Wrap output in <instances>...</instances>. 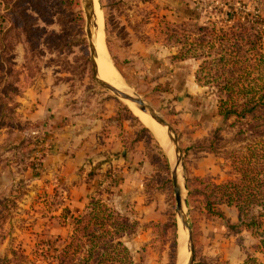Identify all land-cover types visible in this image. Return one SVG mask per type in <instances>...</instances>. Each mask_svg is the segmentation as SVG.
I'll return each mask as SVG.
<instances>
[{
    "label": "rangeland",
    "instance_id": "374dc122",
    "mask_svg": "<svg viewBox=\"0 0 264 264\" xmlns=\"http://www.w3.org/2000/svg\"><path fill=\"white\" fill-rule=\"evenodd\" d=\"M98 3L105 21L106 47L121 81L152 106L178 138L186 209L193 230V264H239L247 254L264 263V253L255 251L264 238V228L258 235L245 230L237 234L229 223L238 222L235 209L223 207L229 221L210 219L202 210L204 198L189 196V191L204 190L207 182L221 184L229 177L230 163L201 148L218 129H224L222 142H230L234 130L227 129L218 115L216 97L207 95V89L197 83L200 61L179 58L182 39L191 34L200 39L198 26L213 21L227 29L224 19L232 11L237 17L243 11L264 16V0H190L193 8L186 19L179 15L180 8H169L158 0ZM0 16L4 18L0 25V65L8 74L4 76L7 83L15 84L20 93L11 106H16L12 122L0 125V172L8 170L15 177L0 189V264H48L39 256V244L56 242L60 246L69 239L73 220L63 219L66 209L78 216L92 198H101L119 211V201L113 197L119 178L109 165L96 164L98 169L85 176L91 198L78 212L71 208L73 204L69 207L70 195L65 197L60 181L46 178L43 161L51 149L40 156L47 145L38 143L33 133L16 145L10 142L14 134L30 129L29 115L39 93L44 89L52 92L57 86L56 94L83 101L91 115L98 117L110 111L124 121L121 135L129 141L126 149L134 151L141 164L151 167L145 192L155 205L157 218L139 223L136 210L131 209L129 216L119 211L139 223L137 235L128 244L139 264H178V251L181 257L187 244L176 214L171 162L152 131L146 127L149 134L142 133L145 125L131 107L96 82L84 0H12L9 7L2 2ZM143 43L146 49L140 50ZM0 91V98H5L6 91ZM129 114L135 119H129ZM139 135L142 140L135 142ZM227 146L234 148L231 143ZM197 178L207 182L199 184Z\"/></svg>",
    "mask_w": 264,
    "mask_h": 264
},
{
    "label": "trees",
    "instance_id": "16d2710c",
    "mask_svg": "<svg viewBox=\"0 0 264 264\" xmlns=\"http://www.w3.org/2000/svg\"><path fill=\"white\" fill-rule=\"evenodd\" d=\"M0 2L9 7L12 0ZM3 20L0 16V25ZM224 23H228L227 29L213 21L198 26L200 39L193 34L182 39L179 58L200 61L197 83L207 89V95L216 97L218 115L227 129L234 130L232 140L222 142L224 129H218L204 140L201 151L223 156L235 179L216 184L197 178V183L208 185L202 191H189V196L204 198L202 210L210 219L226 220L221 206L235 207L239 223L230 224L231 229L237 234L247 230L258 235L264 228V16L243 11L237 17L232 11ZM0 68V90L6 91L5 98H0V125H4L12 122L16 106H11L20 93L15 84L7 83L4 76L8 74L2 65ZM128 118L135 119L130 114ZM117 120L123 121L119 116ZM142 133L149 134V129L143 127ZM141 140L139 135L135 142ZM229 143L234 148L228 149ZM63 219L73 220L69 239L60 246L56 242L39 244V256L48 264H139L128 244L137 235L139 223L107 201L92 198L84 213L75 216L66 209ZM260 240L255 246L257 254L264 253V238ZM242 264L264 263L247 254Z\"/></svg>",
    "mask_w": 264,
    "mask_h": 264
},
{
    "label": "crops",
    "instance_id": "0c3cea01",
    "mask_svg": "<svg viewBox=\"0 0 264 264\" xmlns=\"http://www.w3.org/2000/svg\"><path fill=\"white\" fill-rule=\"evenodd\" d=\"M158 2L169 8H180L179 15L184 19L190 17L189 14L193 8L190 0H158ZM143 44L139 45L140 50L146 49ZM56 88L58 86L54 87L52 92L50 89H44L39 93L36 106L29 115L30 129L14 134L10 142L16 145L33 133L37 136L38 143L51 148V152L43 161L46 178L53 177L60 181L61 187L65 188L63 189L65 197L66 193L70 195L69 207L73 204L71 208H76V211H79L82 206L85 207L91 198L90 190L86 189L87 184L84 183L85 176L88 172L90 174L93 173L92 170L98 169L96 164H105L109 165L119 178L116 195H113L117 202H120L117 203L116 208L128 216L131 209L136 210L135 216L138 222L142 219L156 221L155 205L148 200L145 192L146 176L152 170L150 165L147 168L145 162L141 164L136 159L134 151L126 149L129 141L121 135L124 121H118L110 111L98 117L95 114L91 115L86 105L84 107L83 101H73L71 95L67 97V94H56ZM78 104L82 107H78ZM124 151L126 155L123 158ZM229 167L231 170L228 172L229 177L226 181L235 179L230 164ZM13 178L15 177L8 170L0 172V189L5 188L6 183L7 186L10 185ZM72 179L76 180L71 181ZM52 188L54 189V186ZM223 207L235 209L238 215L235 207L222 205L221 209L224 212ZM226 220L229 221L227 215ZM229 223L233 224L230 221ZM237 223H239V217ZM242 262L243 260L239 264Z\"/></svg>",
    "mask_w": 264,
    "mask_h": 264
},
{
    "label": "water",
    "instance_id": "95a60500",
    "mask_svg": "<svg viewBox=\"0 0 264 264\" xmlns=\"http://www.w3.org/2000/svg\"><path fill=\"white\" fill-rule=\"evenodd\" d=\"M84 4H85L86 19H87L86 34H87L88 43H89L91 62L93 65V75H94L96 82L101 87L112 92L117 98H119L125 102L129 101V102L135 104L140 111L149 114L159 125L166 127L167 128V136H168L169 140L175 146L176 158H175L174 162L171 161L170 159L169 160L171 162L170 167H171L172 180H173L174 192H175L176 214H177V218L181 221L184 232L188 236L187 240L184 238V243H185V245L187 244V248H188V251L190 253V257L188 259L187 264H193L194 259H195L194 245H193V230H192L190 223H189V217H188L187 211L184 212V210H183V203H184V205L187 206V199L185 198V195H184L185 185H183L181 183V180H180V174L183 177V174H182L183 170L182 169H183L184 163H183V154H182V150H181L178 138H177L172 126L164 118H162L152 106L147 104L139 95H137L134 92L128 93V92L121 91L117 88L111 87L109 85V83L100 79L99 68L95 62L96 57H97V51H96L94 44H93V33H92L93 26H94L95 0H84ZM123 81H124V79H123ZM125 155H126V151H124L122 153V157L124 158ZM177 261L179 264L180 249L178 251V260Z\"/></svg>",
    "mask_w": 264,
    "mask_h": 264
},
{
    "label": "bare ground",
    "instance_id": "6f19581e",
    "mask_svg": "<svg viewBox=\"0 0 264 264\" xmlns=\"http://www.w3.org/2000/svg\"><path fill=\"white\" fill-rule=\"evenodd\" d=\"M93 44L97 51L96 57V64L99 68V77L100 79L109 83L111 87L117 88L124 92H132L127 86L121 81L120 75L113 66L109 51L106 47V40H105V21L104 16L102 13V9L98 3V0H95V8H94V26H93ZM118 83V84H117ZM127 105L131 107L134 114L139 118V120L145 125V127L149 128L154 136L157 138L159 143L161 144L162 148L166 152L167 156L171 161L174 162L176 158L175 146L169 140L167 136V128L159 125L149 114L140 111L137 106L129 101H126ZM142 113V114H141ZM181 183L184 185V177L180 174ZM186 189V188H185ZM185 191V190H184ZM185 194V192H184ZM183 210L184 212L187 211L186 205L183 203ZM180 229L182 230L183 234L185 235L186 239L188 238L187 234L184 232L181 221L178 219ZM182 242V240H181ZM183 243V242H182ZM182 248V247H181ZM184 249V248H183ZM186 250L181 254V261L180 264H187L188 259L190 257L189 251L187 252L186 257ZM186 257V260H185Z\"/></svg>",
    "mask_w": 264,
    "mask_h": 264
},
{
    "label": "built area",
    "instance_id": "2783aa9c",
    "mask_svg": "<svg viewBox=\"0 0 264 264\" xmlns=\"http://www.w3.org/2000/svg\"><path fill=\"white\" fill-rule=\"evenodd\" d=\"M42 148H43V147L41 146V149H42ZM49 149H51L49 146H47L45 149H42L43 151L41 152L40 156H42L44 153L48 152Z\"/></svg>",
    "mask_w": 264,
    "mask_h": 264
}]
</instances>
